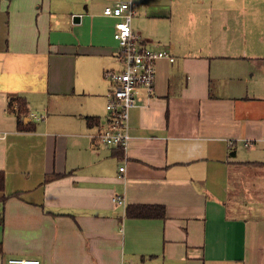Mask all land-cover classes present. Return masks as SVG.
I'll return each mask as SVG.
<instances>
[{"label":"crops","instance_id":"1","mask_svg":"<svg viewBox=\"0 0 264 264\" xmlns=\"http://www.w3.org/2000/svg\"><path fill=\"white\" fill-rule=\"evenodd\" d=\"M115 1L0 0V264H264V74L232 45L264 46V0H188V19L185 0H131L133 31L174 60L136 90L126 149L91 138L120 67ZM207 10L208 49L180 43Z\"/></svg>","mask_w":264,"mask_h":264},{"label":"built area","instance_id":"2","mask_svg":"<svg viewBox=\"0 0 264 264\" xmlns=\"http://www.w3.org/2000/svg\"><path fill=\"white\" fill-rule=\"evenodd\" d=\"M103 15L115 20L112 38L116 43V59L120 67L103 73L110 85L105 101L106 118L91 138L107 147L126 149L129 141V112L135 106L136 90L144 88L151 95L157 62L161 59L172 62L174 59L165 50H154L147 46L133 31L132 20L137 15V9L131 0H116L104 7ZM123 171L124 166L119 168V172ZM112 200L123 203L119 196ZM7 264H40V261L9 259Z\"/></svg>","mask_w":264,"mask_h":264},{"label":"rangeland","instance_id":"3","mask_svg":"<svg viewBox=\"0 0 264 264\" xmlns=\"http://www.w3.org/2000/svg\"><path fill=\"white\" fill-rule=\"evenodd\" d=\"M189 1L194 3V0H189ZM189 1L185 0V7H186V8H184L185 19L189 18V14H188L189 10L188 9L191 8V4L189 3ZM255 2L256 3L254 5L260 4L257 1H255ZM263 4H264V2H263ZM202 7L205 8V6H202ZM195 14L198 18H200L199 23L196 24V29H192L190 25L182 26L180 28L178 27V33H179V29L185 32L184 35L182 34V37H180L178 39H179L180 43H182L185 46H193V49H197V48L208 49V46L210 45V38L206 36L207 31H205V28H207V26L210 27V25H211L210 19L208 17V10L205 12L204 11H195ZM262 20L264 21V18H262ZM259 26H260V29L264 28V23H261ZM153 28L154 27H150L149 29H153ZM240 40H241V38H238L237 35L234 36L235 42H240ZM232 45L235 48V50L239 56L247 58V60L243 61V63L245 65L248 64L249 66H252L250 69L251 72L254 71L256 68L258 73L264 74V46H260L259 49L258 48H252V47H249V48L245 47L242 50L241 48H239L240 44L233 43ZM158 48L164 49L163 47H158ZM251 54H255L256 56H252ZM249 55H251V56H249ZM259 64L262 65V67H260ZM236 71L239 72L238 69H236Z\"/></svg>","mask_w":264,"mask_h":264},{"label":"trees","instance_id":"4","mask_svg":"<svg viewBox=\"0 0 264 264\" xmlns=\"http://www.w3.org/2000/svg\"><path fill=\"white\" fill-rule=\"evenodd\" d=\"M14 105L17 107L14 108ZM8 110L15 114L17 118V126L19 131H32L33 127L29 125H22V120L28 114L27 102L24 98L13 96L11 97ZM119 148V147H118ZM122 149V148H121ZM231 156V153H230ZM4 175L0 172V190H3ZM126 215L131 218H164V209L161 206H129L126 210Z\"/></svg>","mask_w":264,"mask_h":264},{"label":"water","instance_id":"5","mask_svg":"<svg viewBox=\"0 0 264 264\" xmlns=\"http://www.w3.org/2000/svg\"><path fill=\"white\" fill-rule=\"evenodd\" d=\"M75 17H76V18H75V20H76V21H79V18H78V16H75Z\"/></svg>","mask_w":264,"mask_h":264}]
</instances>
